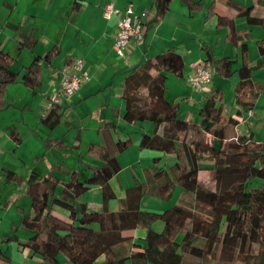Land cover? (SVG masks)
<instances>
[{
	"label": "trees",
	"instance_id": "1",
	"mask_svg": "<svg viewBox=\"0 0 264 264\" xmlns=\"http://www.w3.org/2000/svg\"><path fill=\"white\" fill-rule=\"evenodd\" d=\"M172 1L152 0L154 18L143 22V26L148 28L158 22ZM180 1L189 12L202 6L201 0ZM227 4L236 17L244 18L250 25L264 26L260 15L253 13V6L240 7L230 0ZM213 6L212 2L209 7ZM73 8H78V4L74 3ZM216 27L226 29L239 56L217 58L209 48H203V62L213 69L214 77L228 79L236 74L234 115L224 112L223 93L214 86L201 99L195 120L183 119L179 115L181 100L168 101L164 95L166 73L183 78L182 55L167 49L143 59L126 72L120 85L123 120L134 125L151 123L153 132H139V149L173 154L174 162L154 166L144 173L143 180L135 179L133 186L125 189L119 210H110L108 204L114 192L109 180L120 171L117 155L133 142L129 137L117 138L115 125L104 123L100 127L103 144L88 145L89 154L100 162L87 166L88 176L81 178L77 171L65 180H59L52 172L28 175L25 184L30 212L20 215L11 234L1 238V244H15L39 259V263L27 261L28 264H236L237 260L248 264L255 247L264 252V142L236 133L242 109H250L259 94H264V85L251 80V72L260 68L262 62L248 63V38L235 29L232 18L217 15ZM21 39L19 47L34 45L29 35ZM256 47L264 56V37L256 42ZM58 51L53 48L48 52L46 65ZM238 59L240 65L234 71ZM39 60L35 56L28 65L13 70L15 59L0 49V109L5 105L7 86L16 82L20 73L27 88L35 90L40 86ZM59 112V107L49 108L44 124L53 128L59 123ZM204 156L213 162L216 191L198 182ZM6 175L20 179L9 170ZM256 180L260 184L251 187ZM95 186L101 189L102 209L89 211L83 197ZM177 186L181 189L177 205L159 212L141 209L145 196L168 200ZM56 209L66 216L56 213ZM155 223L162 224L160 231L152 227ZM138 227L146 230L142 242L130 241L129 249L119 252L116 247L126 241L122 232ZM18 231L26 237L21 239ZM10 263L11 257L0 248V264Z\"/></svg>",
	"mask_w": 264,
	"mask_h": 264
},
{
	"label": "crops",
	"instance_id": "2",
	"mask_svg": "<svg viewBox=\"0 0 264 264\" xmlns=\"http://www.w3.org/2000/svg\"><path fill=\"white\" fill-rule=\"evenodd\" d=\"M230 1L240 7L253 6V13L260 15L264 24V0ZM212 2L214 6L211 8ZM74 3L78 8H73ZM110 3L122 11L131 7L142 24L154 18L152 0H0V49L15 59L11 68L18 71L38 56L42 70L40 86L35 90L22 84L20 73L17 81L7 86L5 105L0 109V241L3 236L11 234L22 213L30 212L25 184L30 173L45 175L52 172L59 180H65L73 171H77L80 177L88 176L87 166L100 163L89 154L88 145L103 144L100 127L104 123L115 125L117 138L129 137L133 142L126 151L117 155L120 171L109 180L114 192V198L108 204L110 210H119L125 189L133 186L135 179L143 180L144 173L154 166L174 162L173 154L139 149V132H153L151 123L134 125L123 120L124 100L120 85L126 72L143 59L167 49H174L182 55L185 63L183 78L166 73L164 95L168 101L181 100L179 115L183 119L195 120L201 99L214 86L223 93L224 112L234 115L235 73L228 79L213 76L211 83L200 93L194 92L186 82V77L203 62V48H209L217 58L239 56L238 49L227 38L226 29L216 27L217 15L232 18L235 29L247 36L248 63L262 62L260 68L251 72V80L264 85V56L259 55L256 47V42L264 37V26L250 25L244 18L236 17L227 0H201V8L192 12L180 0H173L158 22L148 28L143 26L142 40L131 41L123 57H119L112 48L118 15H110L109 18L103 15L105 5ZM23 35L34 40L31 48L19 47ZM53 48L59 51L46 65L48 52ZM77 59L82 60L88 80L70 98L60 97L54 105L60 108L59 123L49 128L43 118L49 110L48 103L57 95L62 68ZM239 65L238 59L233 70ZM241 113L237 135H251L253 140L264 142V94H259L254 105L250 109H242ZM123 165L129 178L128 181L125 177L127 182L121 179ZM8 170L20 179L7 177ZM100 191V187L95 186L84 196L83 201L89 211L102 209ZM180 192L181 189L174 206L178 204ZM146 197L149 196H145L140 204L144 211L159 212L171 208L155 199L151 200L154 206L144 208ZM56 213L66 216L59 209ZM159 224L152 227L160 231L162 224ZM145 233L146 230L139 227L123 231L126 241L116 249L126 252L129 242L141 243ZM18 236L24 239L26 234L18 231ZM0 248L11 257L10 264L39 263V259L32 258L28 250L17 248L15 244L6 246L0 243Z\"/></svg>",
	"mask_w": 264,
	"mask_h": 264
},
{
	"label": "built area",
	"instance_id": "3",
	"mask_svg": "<svg viewBox=\"0 0 264 264\" xmlns=\"http://www.w3.org/2000/svg\"><path fill=\"white\" fill-rule=\"evenodd\" d=\"M103 15L106 18H109L110 15H118L117 31L112 48L119 57H123L124 51L131 41L142 40L143 24L139 17L134 15L131 7L122 11L110 3L105 5ZM212 75L211 67L202 62L186 77V82L194 92L200 93L206 85L211 83ZM87 80V72L83 69L81 59H77L71 65L62 68V79L57 95L50 100L48 108L57 104L60 97L70 98ZM248 114H251V111H248Z\"/></svg>",
	"mask_w": 264,
	"mask_h": 264
},
{
	"label": "rangeland",
	"instance_id": "4",
	"mask_svg": "<svg viewBox=\"0 0 264 264\" xmlns=\"http://www.w3.org/2000/svg\"><path fill=\"white\" fill-rule=\"evenodd\" d=\"M212 69V68H211ZM213 70V69H212ZM193 72V71H192ZM214 73V72H213ZM212 77H213V75H212ZM241 128V127H240ZM189 137H191V133H189ZM192 138V137H191ZM212 160L209 158V156H204V157H202V159H201V161H200V165H201V170H200V172H199V175H198V182L202 185V186H204L205 188H208V189H210V190H212V191H216L217 190V184H216V182H215V180H214V177H213V171H212ZM126 167L123 165V171H122V175H121V179H122V181L123 182H127V179L125 178V177H127L126 176ZM81 178H84V176L83 177H81ZM115 178V176L114 177H112V179H114ZM128 178V177H127ZM112 181H114V182H116V180H112ZM111 181V182H112ZM128 181H129V178H128ZM113 182V183H114ZM130 182H133V181H130ZM130 184H132V183H130ZM260 184V181L259 180H256V181H253L251 184H250V186L251 187H255L256 185H259ZM59 188L58 189H60L62 186H61V184L58 186ZM180 191V187L179 186H177L176 187V189L174 190V192H173V196H171V198L170 199H168V200H159V199H157V198H154V197H146L145 198V202L143 203L144 204V208H146L147 206H154V204L151 202V200H153V201H158V202H161V203H163L164 205H165V207H172V206H174V204H176V196H177V194H178V192ZM101 192V191H100ZM87 194V193H86ZM85 194V195H86ZM84 195V196H85ZM100 195V194H99ZM84 198V197H83ZM155 199V200H154ZM112 202H114V201H112ZM111 202V203H112ZM94 207H91L90 209L91 210H94L93 209ZM160 224L158 223V224H156V225H154V227L156 228V227H158ZM217 257V256H216ZM264 260V252H262V251H260L257 247H255V253H254V255L251 257V258H249L248 260H247V263L248 264H261V262ZM217 261V258H215L214 260H213V263H215ZM246 261H241V260H237L236 261V264H244Z\"/></svg>",
	"mask_w": 264,
	"mask_h": 264
}]
</instances>
